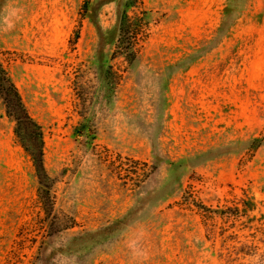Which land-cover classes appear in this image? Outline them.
Here are the masks:
<instances>
[{
	"label": "rangeland",
	"instance_id": "rangeland-1",
	"mask_svg": "<svg viewBox=\"0 0 264 264\" xmlns=\"http://www.w3.org/2000/svg\"><path fill=\"white\" fill-rule=\"evenodd\" d=\"M0 64V264H264V0H0Z\"/></svg>",
	"mask_w": 264,
	"mask_h": 264
},
{
	"label": "trees",
	"instance_id": "trees-1",
	"mask_svg": "<svg viewBox=\"0 0 264 264\" xmlns=\"http://www.w3.org/2000/svg\"><path fill=\"white\" fill-rule=\"evenodd\" d=\"M126 22L127 20H123L115 47L119 54L123 55L129 62H132L134 54L130 45L131 33L129 30L130 28L126 26ZM9 81V76H7L2 64H0V93L4 95L7 104L14 111L15 115H17L16 119L19 125L17 126L16 134L21 137L23 146L26 149H29V146L26 143L24 144V141L31 142V149H33L32 153L37 156L41 154L43 150L41 129L33 118L26 113L20 93L14 84L9 83ZM255 141H258V138H256Z\"/></svg>",
	"mask_w": 264,
	"mask_h": 264
}]
</instances>
